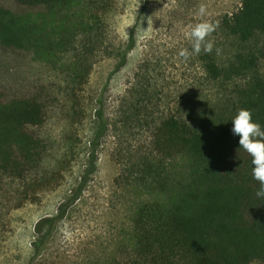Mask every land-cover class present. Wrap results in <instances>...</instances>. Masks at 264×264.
<instances>
[{"label": "trees", "instance_id": "obj_1", "mask_svg": "<svg viewBox=\"0 0 264 264\" xmlns=\"http://www.w3.org/2000/svg\"><path fill=\"white\" fill-rule=\"evenodd\" d=\"M114 8L115 0H0V233L7 209L71 169L89 119L86 167L57 214L37 223L32 264L83 195L111 130L115 185L136 194L108 264H264V196L230 121L248 108L264 127V0H241L213 20V51L194 55L190 82L160 86L157 65L142 60L110 119L85 86L96 57L122 65L135 46L133 31L126 44L111 42Z\"/></svg>", "mask_w": 264, "mask_h": 264}, {"label": "rangeland", "instance_id": "obj_2", "mask_svg": "<svg viewBox=\"0 0 264 264\" xmlns=\"http://www.w3.org/2000/svg\"><path fill=\"white\" fill-rule=\"evenodd\" d=\"M200 3L207 7V16L203 18L194 15ZM240 4L241 0H115L111 42L126 44L133 31L135 46L122 65L114 57L95 58L85 86L87 97L102 96L107 116L115 119L119 99L133 81L142 60L157 65L153 77L160 86L167 84L172 90L179 82H190L197 72L194 55L187 60L178 55L181 49L191 50L187 36L190 26L200 19L213 21L237 10ZM88 121L83 125L86 149L63 179L35 199L31 197L20 207L6 210L0 233V264H27L29 261L32 264L33 243L39 235L37 223L57 214L86 167ZM136 132V138H132L135 144L143 139L141 131ZM116 147V133L111 130L102 140L97 170L83 195L58 223L45 251L34 264H108L114 257L119 236L120 240L125 237L121 234L127 228L128 207L136 194L131 188L115 185L121 169Z\"/></svg>", "mask_w": 264, "mask_h": 264}, {"label": "clouds", "instance_id": "obj_3", "mask_svg": "<svg viewBox=\"0 0 264 264\" xmlns=\"http://www.w3.org/2000/svg\"><path fill=\"white\" fill-rule=\"evenodd\" d=\"M194 15L199 18L206 17V5L200 3ZM217 27L218 23L207 19H200L199 22L191 25L190 31L187 33L191 41V50L181 49L178 55L187 60L192 55L200 54L201 50L204 53H211L214 41L209 37ZM230 121L232 122V134L239 137V148L251 157L252 176L259 182L256 195L258 197L264 196V127L253 120L252 111L248 108L239 109Z\"/></svg>", "mask_w": 264, "mask_h": 264}]
</instances>
